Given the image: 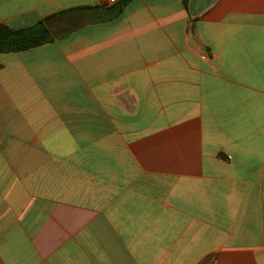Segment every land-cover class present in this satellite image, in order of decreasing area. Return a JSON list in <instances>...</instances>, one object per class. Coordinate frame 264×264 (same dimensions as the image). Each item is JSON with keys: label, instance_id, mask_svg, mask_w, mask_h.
Instances as JSON below:
<instances>
[{"label": "crops", "instance_id": "obj_1", "mask_svg": "<svg viewBox=\"0 0 264 264\" xmlns=\"http://www.w3.org/2000/svg\"><path fill=\"white\" fill-rule=\"evenodd\" d=\"M0 264H264V0H134L0 54Z\"/></svg>", "mask_w": 264, "mask_h": 264}, {"label": "trees", "instance_id": "obj_2", "mask_svg": "<svg viewBox=\"0 0 264 264\" xmlns=\"http://www.w3.org/2000/svg\"><path fill=\"white\" fill-rule=\"evenodd\" d=\"M132 1L134 0H119L117 4L112 7H104V9L99 7L76 8L64 11V14L72 13L75 19L81 14L80 12H84L87 15L100 18V21L111 20L120 15ZM51 17L45 18L35 25L19 29L0 24V54L19 53L52 42L53 39L47 24Z\"/></svg>", "mask_w": 264, "mask_h": 264}, {"label": "rangeland", "instance_id": "obj_3", "mask_svg": "<svg viewBox=\"0 0 264 264\" xmlns=\"http://www.w3.org/2000/svg\"><path fill=\"white\" fill-rule=\"evenodd\" d=\"M111 4H113V3H111ZM62 12H63V14H62ZM62 12H60L56 15H52L53 17H51V19L47 22L49 30H50L51 38L53 39V41L50 43H53L56 39H59L61 37H65L66 35H68L69 32H71L73 30H76L78 28H82L86 25L97 23L100 21L99 20L100 18H98L96 16H90V14L87 15V13H84V12H80L81 14H79L78 17H76L75 19H74V17H75L74 14H72V13L71 14H69V13L64 14V11H62ZM73 20H74V22H73V24H71L70 22ZM46 44H49V43H46ZM46 44H44V45H46ZM49 139L52 140V138H49Z\"/></svg>", "mask_w": 264, "mask_h": 264}, {"label": "built area", "instance_id": "obj_4", "mask_svg": "<svg viewBox=\"0 0 264 264\" xmlns=\"http://www.w3.org/2000/svg\"><path fill=\"white\" fill-rule=\"evenodd\" d=\"M109 3H115L116 0H108Z\"/></svg>", "mask_w": 264, "mask_h": 264}]
</instances>
